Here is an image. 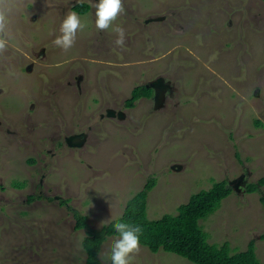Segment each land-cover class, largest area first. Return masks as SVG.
I'll return each mask as SVG.
<instances>
[{
  "label": "rangeland",
  "instance_id": "374dc122",
  "mask_svg": "<svg viewBox=\"0 0 264 264\" xmlns=\"http://www.w3.org/2000/svg\"><path fill=\"white\" fill-rule=\"evenodd\" d=\"M79 2L91 5L77 12L86 27L65 51L53 41ZM95 3L10 5L0 50V264H86L87 230L74 213L101 229L152 177L150 219L227 180L232 193L200 225L233 252L255 240L264 264V185L249 192L264 176V0H123L106 31L95 27ZM150 83L154 95L128 106L134 87ZM113 236L102 264H111L103 253ZM134 264L196 263L141 244Z\"/></svg>",
  "mask_w": 264,
  "mask_h": 264
},
{
  "label": "trees",
  "instance_id": "16d2710c",
  "mask_svg": "<svg viewBox=\"0 0 264 264\" xmlns=\"http://www.w3.org/2000/svg\"><path fill=\"white\" fill-rule=\"evenodd\" d=\"M90 6L89 3L79 2L74 5V10L84 14L90 10ZM154 88L147 84L135 86L131 98L126 101L127 105L134 107L137 100L151 98L155 92ZM257 122L261 124L260 121ZM156 182V177L150 178L145 188L129 200L123 215L101 229H93L86 215L74 213L77 227L87 230L83 240L87 251L86 264H102L99 257L102 245L108 237L115 235L112 226L119 221L140 225L143 229L141 244L153 252L163 249L196 264H263L258 257L255 240L249 242L246 250L233 252L228 241L222 245L211 243L209 232L200 225L199 221L218 210L222 201L232 193L227 180L217 181L210 189L191 195L187 203L178 207V214H165L159 219H150L147 208L148 194L156 186ZM259 184L264 185V176L249 186V192L258 190ZM262 199L264 201V197ZM64 202L66 201H62Z\"/></svg>",
  "mask_w": 264,
  "mask_h": 264
},
{
  "label": "clouds",
  "instance_id": "9594fccd",
  "mask_svg": "<svg viewBox=\"0 0 264 264\" xmlns=\"http://www.w3.org/2000/svg\"><path fill=\"white\" fill-rule=\"evenodd\" d=\"M13 0H0V50L5 48L3 36L7 28L10 15V5ZM22 6V0H20ZM95 11V27L99 31H106L114 25L118 18L125 12L123 0H98L93 5ZM86 27L81 17L75 11L69 12L60 25V35L53 41L54 46L63 50L72 48L75 44L77 33ZM117 46L125 44V32L123 28L117 27ZM154 87V86H153ZM115 235L111 238L109 249L103 253L111 260V264H134L136 256L141 252L140 237L143 229L140 225L119 221L113 224Z\"/></svg>",
  "mask_w": 264,
  "mask_h": 264
},
{
  "label": "crops",
  "instance_id": "0c3cea01",
  "mask_svg": "<svg viewBox=\"0 0 264 264\" xmlns=\"http://www.w3.org/2000/svg\"><path fill=\"white\" fill-rule=\"evenodd\" d=\"M147 85H152L151 83L150 84H147ZM155 85V84H154ZM153 86V85H152Z\"/></svg>",
  "mask_w": 264,
  "mask_h": 264
},
{
  "label": "water",
  "instance_id": "95a60500",
  "mask_svg": "<svg viewBox=\"0 0 264 264\" xmlns=\"http://www.w3.org/2000/svg\"><path fill=\"white\" fill-rule=\"evenodd\" d=\"M148 86H150V85H148ZM154 87H155V85H153Z\"/></svg>",
  "mask_w": 264,
  "mask_h": 264
},
{
  "label": "flooded vegetation",
  "instance_id": "af4514ba",
  "mask_svg": "<svg viewBox=\"0 0 264 264\" xmlns=\"http://www.w3.org/2000/svg\"><path fill=\"white\" fill-rule=\"evenodd\" d=\"M156 86V85H155Z\"/></svg>",
  "mask_w": 264,
  "mask_h": 264
}]
</instances>
